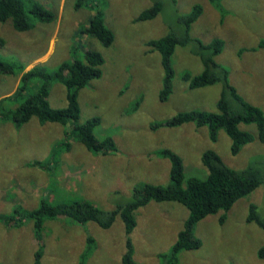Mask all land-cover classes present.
Instances as JSON below:
<instances>
[{"label": "rangeland", "instance_id": "rangeland-1", "mask_svg": "<svg viewBox=\"0 0 264 264\" xmlns=\"http://www.w3.org/2000/svg\"><path fill=\"white\" fill-rule=\"evenodd\" d=\"M39 1L57 11L56 20L37 23L27 31L15 29L11 20L0 22V36L6 40L0 46V56L25 63L24 72L36 65L55 72L75 54L82 58L86 49L100 50L105 57L103 74L79 92L80 122L99 116L101 124L96 135L112 136L118 150L106 155L94 153L71 139L70 149L59 148L56 160L52 154L47 161H41L45 159L42 155H49L45 137H54L56 149L67 127L58 122L40 124L35 117L20 127L7 120L8 133L0 131V214L12 212L18 203L35 208L43 198L58 203L78 197L106 210H117L133 199L135 185L170 182L171 160L156 154L163 148L183 158L187 176H207L202 155L209 149L218 152L231 168L255 166L264 175V143L259 139L234 155L232 140L223 129L218 140L212 141L207 127L192 123L173 128L152 126L179 111L218 110L222 84L189 88L183 74H198L204 66L189 47L179 46L173 55V92L167 101H161V54L147 45L172 29L182 31L179 12L187 13L201 4L203 13L191 34L207 43L215 38L225 41L218 61L229 69L230 80L239 93L264 111V0H221L222 9L210 0H161L164 11L146 21L135 19L155 0H90L100 3L98 8L106 24L115 33L109 47L82 34L96 10L89 4L78 7L80 0ZM21 75L0 74V100L14 92ZM67 95L64 83L55 80L51 84L49 97L53 106H65ZM2 123L0 129L4 127ZM241 128L257 135L256 124H241ZM20 138L29 139L26 150ZM252 204L264 216V182L239 199L223 223V211L202 219L195 234L203 244L198 249L182 251L180 264H264V258L258 256L264 245V228L247 220ZM188 213L179 202L151 201L136 209L137 225L129 237L137 264H164L160 255L171 250ZM27 221L22 228L0 221V264H34L38 250L43 264H122L128 234L121 215L110 228L94 221L81 224L67 218L47 219L41 245L32 244L34 224L32 219ZM88 236L94 238L95 247L81 263L89 248Z\"/></svg>", "mask_w": 264, "mask_h": 264}, {"label": "trees", "instance_id": "trees-1", "mask_svg": "<svg viewBox=\"0 0 264 264\" xmlns=\"http://www.w3.org/2000/svg\"><path fill=\"white\" fill-rule=\"evenodd\" d=\"M210 1L222 9L221 0ZM86 3L97 11L95 10V14L89 19L87 26L83 27L82 34L96 38L106 47L111 46L115 40V33L106 24L103 11L98 8L100 3L80 0L78 7ZM163 11V2L155 0L135 20H151ZM202 13L201 4L194 5L187 13L179 12L182 31L172 29L160 38L149 40L147 45L161 54L163 65V83L159 93L161 101H167L173 92V79L176 73L173 55L179 46H183L189 47L190 51L201 59L204 66L198 74L189 72L183 74V79L188 83L189 88L222 84L221 95L217 102L218 110L179 111L174 116L156 122L152 126L173 128L192 123L197 127H207L212 141L218 140L219 131L223 129L232 140V154L237 155L244 145L256 139L264 143V111L239 93L230 80L229 69L218 61L217 57L223 52L225 41L215 38L207 43L191 34L193 25ZM56 18L57 11L39 0H0V22L11 20L15 29L19 31L34 29L37 23H52ZM5 43L4 37L0 36V46ZM0 57V74L23 73L15 92L0 100V120L12 121L16 127H20L35 117L41 123L58 122L67 127L64 130V140L54 149L53 160H56V152L60 150L59 148L70 149L71 139L83 143L94 153L106 155L118 150L117 143L112 136L99 138L96 135L95 130L101 124L99 116L80 122L79 92L93 79L100 78L103 74L102 66L105 63V57L100 50L86 49L82 58L75 54L72 60L63 61L55 72H50L43 65H36L24 72L25 63L12 62L11 59ZM55 80L64 83L68 90V102L63 107H55L49 100L50 86ZM38 81L40 84H37ZM241 124H256L257 135L242 129ZM156 154L171 160L170 182L164 185L151 182L135 185L133 199L117 210H106L89 200L78 197L58 203L43 198L35 208L28 209L22 205H16L12 212L0 214V221L9 225H22L25 220L32 219L35 235L42 240L47 219L64 216L81 224L94 221L103 228H110L116 217L121 215L128 234L127 249L122 257V264H137L133 255L134 246L129 237L137 225L135 210L151 201L179 202L187 208L189 213L182 223L171 250L162 253L160 257L164 264H180L182 251L198 249L203 244L195 234L196 226L202 219L223 211L220 218V222L223 223L226 213L234 204L264 182L263 172L258 167L248 166L245 169L236 170L228 166L219 153L212 149L206 150L202 155V162L208 169L206 177L187 176L183 158L171 149L163 148ZM36 162L43 165L40 161ZM247 220L264 228V216L258 212L255 204L250 206ZM87 241L89 248L81 263L85 262L86 257L95 247L92 236H88ZM258 256L264 258V245L258 250ZM41 257L42 252L38 250L35 254V264H42Z\"/></svg>", "mask_w": 264, "mask_h": 264}, {"label": "crops", "instance_id": "crops-1", "mask_svg": "<svg viewBox=\"0 0 264 264\" xmlns=\"http://www.w3.org/2000/svg\"><path fill=\"white\" fill-rule=\"evenodd\" d=\"M95 13H93V15H94ZM92 15V16H93ZM91 16V17H92ZM90 17V18H91ZM22 76V75H21ZM21 76H20V78H21ZM18 86H19V83H18ZM18 86L16 85V87L14 88V92H15V90L18 88ZM14 92H12V94L14 93ZM12 94H10V95H12ZM10 95H6V97L7 96H10ZM49 96H50V94H49ZM49 100H50V102H51V99H50V97H49ZM1 122H4V123H2V125L4 126L2 129H0V131H1V133L2 134H5V133H8V131H7V129H8V124H9V121H7V120H3L2 121V119L0 120ZM39 121V120H38ZM39 123L40 124H46V123H41L40 121H39ZM1 134V135H2ZM8 137V136H7ZM45 144L47 145V147L49 148V155H42L41 156V158H45V159H43V160H41V161H47L51 156H52V154H53V152L55 151L54 149H55V145L57 144L56 142H55V139H54V137L52 138V137H48V136H46L45 137ZM20 141H21V144L24 146V148H25V150L28 148V146H29V143H30V141H29V139L28 138H20ZM58 141V140H57ZM35 161H38V160H35ZM50 164L51 163H49L48 164V166L46 167V168H48L49 166H50ZM36 166H38V165H36ZM38 167H40V166H38ZM17 205H22L21 203H18ZM23 206V205H22ZM25 207V206H24ZM25 208H28V207H25ZM29 209V208H28ZM60 218H65L64 216H60V217H58L57 219H60ZM1 222H3V221H1ZM27 222H29V221H27V220H25V222L22 224V225H9V226H13V227H15V228H22L24 225H25V223H27ZM6 224V223H5ZM33 224H34V222H33ZM34 235H35V230H34ZM42 241H43V239L42 240H39L37 237H36V235H35V239L33 240V242H32V244H37V245H41V244H43L42 243ZM41 262H42V257H41ZM34 264H35V260H34ZM43 264V263H42Z\"/></svg>", "mask_w": 264, "mask_h": 264}]
</instances>
